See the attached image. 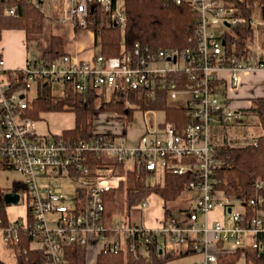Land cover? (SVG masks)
I'll return each instance as SVG.
<instances>
[{"label": "built area", "instance_id": "obj_1", "mask_svg": "<svg viewBox=\"0 0 264 264\" xmlns=\"http://www.w3.org/2000/svg\"><path fill=\"white\" fill-rule=\"evenodd\" d=\"M31 1L48 16L44 0ZM176 1L189 4L199 14L196 33L185 48L152 51L137 42L121 55L105 56L99 51L91 59H81L67 52L53 60L29 59L16 69H8L0 54V166L23 176L18 188L10 191L18 192L20 200L25 194L28 202L24 216L0 229L7 246L18 245L25 233L34 247L43 250L45 264H70L68 249L80 244L89 250L91 241L102 242V246L94 258H88V264H97L102 251L147 255L154 244L161 254L170 250L182 256L199 254V259L180 264H256L248 251L264 255V208L258 207L262 198L225 192L220 178L224 158L211 138L213 124L223 128L251 114L231 103L230 90L240 84L242 75L264 71V53L254 49V40L242 39L249 52L245 48L242 52L236 41L227 42L234 26L248 23L233 0ZM124 2L69 0L64 19L77 28H87L99 8L107 23L124 29ZM7 13L15 11L8 8ZM219 82L227 87L225 96ZM42 83L60 96L68 89L84 94L105 90L109 96L135 90L150 95L165 91L169 103L184 107L189 118L181 127L166 116L162 121L144 119L145 128L134 144L125 136L102 132L90 139L39 133L37 120L28 115L35 98L29 97V91ZM178 99L183 103L174 104ZM238 127L241 132L242 125ZM256 138L250 142L256 143ZM137 167L146 170L147 179L162 170L190 173L192 179L184 192H194L190 200L194 208L181 207L184 219L169 214L155 226L142 221L143 213L128 212L116 225L106 224L108 193L126 183L128 172ZM61 177L80 181L72 205L64 202L63 189L50 181ZM238 201L244 204L237 209ZM149 205L146 198L132 210L144 211ZM217 207L221 215L212 216Z\"/></svg>", "mask_w": 264, "mask_h": 264}, {"label": "trees", "instance_id": "obj_2", "mask_svg": "<svg viewBox=\"0 0 264 264\" xmlns=\"http://www.w3.org/2000/svg\"><path fill=\"white\" fill-rule=\"evenodd\" d=\"M233 1L248 23L234 26L231 33H227V42L236 41L242 52L244 48L249 52L250 49L242 39L254 40V27L250 21L254 19L256 9H260L264 17V0ZM8 8H13L15 13H7ZM124 10L127 19L124 29L121 25L107 23L105 15L99 8L90 19L92 25L89 26L95 32L96 45L105 56L121 55L124 50L133 49L137 42L152 51L173 47L185 48L191 45L190 39L199 25L198 12L189 4L178 3L176 0H125ZM44 15L31 0H0V40L3 29L23 28L29 46V41L40 39L44 32ZM50 39L51 46L43 55L46 60L57 59L67 53L60 36L52 34ZM218 84L221 94L225 96L227 93L225 83ZM107 95L105 90L84 94L68 89L65 95L60 96L42 83L28 110V115L40 120L42 113L45 112L73 111L74 126L64 129L61 133L63 137L70 139H90L99 133L92 128V116L97 110L116 112L128 120H133L136 110H161L165 112L166 120L175 122L178 127L185 124L189 118L184 107L169 103L165 91H159L155 95L139 90L115 92L109 97ZM253 102L255 107L250 113L257 118L262 133L257 136L256 143L228 144L219 147L225 163V167L220 171V178L227 194L246 199L261 197L262 201L258 207L264 208V95L254 97ZM191 179L190 173L176 174L165 171L162 182L148 183L146 170L137 167L128 172L126 183L121 182L119 187L108 193L106 212L107 208L109 209L108 203L115 202L120 192L125 194L128 208L144 201L152 193L161 196L167 204L183 194ZM18 185L19 183L15 182L12 188H18ZM7 191L0 185V229L10 223L9 204L4 199ZM165 211L167 216L169 213L167 207ZM9 246L15 250L16 264L46 263L43 250L34 247L32 238L25 233H21L18 245ZM67 252L70 264H88V249L85 246L73 244ZM247 254L256 264H264V255L251 250ZM180 256L182 254L176 250L161 254L154 244L149 247L147 255L133 253L124 255L102 251L98 255L97 264H172ZM233 262L232 260L231 263ZM0 264L11 263L0 258Z\"/></svg>", "mask_w": 264, "mask_h": 264}, {"label": "rangeland", "instance_id": "obj_3", "mask_svg": "<svg viewBox=\"0 0 264 264\" xmlns=\"http://www.w3.org/2000/svg\"><path fill=\"white\" fill-rule=\"evenodd\" d=\"M254 49L258 52L263 54L264 53V17L261 14L260 9H256L254 15ZM40 39H34L29 41V48H30V56L34 58L40 52ZM93 54L99 52V47L97 45H93ZM243 76V75H242ZM264 72L257 71L248 73L245 77L242 78V86H241V93L244 94H264ZM37 86H33L32 90L29 91V97H36ZM253 95V96H254ZM109 97V95H107ZM237 97V96H236ZM235 98V97H234ZM244 101V100H242ZM174 104H181L183 103L182 100L178 99L173 101ZM245 103V102H242ZM254 103V102H253ZM145 112V114H144ZM164 111H141L136 110L134 114L133 120H128L127 117H123L119 113L116 112H109L105 110H97L94 112L92 116V123H93V130L95 132H102V133H109L115 135H122L128 139L130 144H134L137 141L138 134L143 131L145 128L144 123L145 120L147 122H151L154 119L158 121H162L164 119ZM252 119L249 115H242V117L236 121L238 124H242L244 126V130L249 133V135L260 134L262 133V128L259 124H257V118ZM255 120V126L250 125L252 121ZM75 124V114L73 111H65V112H45L42 113L41 119L37 121V131L39 133L46 132L47 129L51 130V132H59L62 129L71 128ZM246 124V125H244ZM236 125V124H235ZM235 126L232 127V130H229L230 136H233L235 133ZM246 143V141L244 142ZM131 164V163H130ZM124 173V169H123ZM164 179V171H158L157 176L153 178H148V183H153L156 181L162 182ZM23 176L15 169L11 168H3L0 166V185L4 187L6 190H12V187L15 182H22ZM52 184L54 186L61 187L64 192V202L68 205L73 204V197L75 194L76 187L80 184V181L77 179H73L70 177H61L58 179H51ZM150 203L151 206H157L153 210L152 214L157 213L161 215L163 211V207L166 205L170 211L171 217H177L184 219L186 215L181 214L179 210L181 207H190L191 209L194 208V204H190V200L194 198L193 191H186L176 200L169 201L167 204L165 202L160 205L159 196L157 194L150 195ZM159 204V205H158ZM243 201H238L236 203L235 208H241L243 206ZM159 206V207H158ZM107 212H106V224L116 225V220H121L125 213H130L134 215L144 214V216L149 214V209H145L144 211H136L133 212L132 207L128 208L127 203L125 201V194L120 192L117 195V199L114 202L108 203ZM128 209V211H127ZM28 210V202L26 195L24 194L17 204H9L8 206V216L10 219L17 218L18 216H24ZM199 218H203V214H199ZM89 260L94 258L95 254L101 249L102 242L91 241L89 244ZM146 250V248H144ZM0 258L7 260L11 264H16V254L15 250L11 246H7L5 243L3 236L0 231ZM199 259V254L190 253L186 256H181L177 258L172 264H180L181 263H190L195 260Z\"/></svg>", "mask_w": 264, "mask_h": 264}, {"label": "crops", "instance_id": "obj_4", "mask_svg": "<svg viewBox=\"0 0 264 264\" xmlns=\"http://www.w3.org/2000/svg\"><path fill=\"white\" fill-rule=\"evenodd\" d=\"M68 4H69V0H44L43 1V9L45 10L48 16L44 15L45 16L44 32L42 33V38L39 41L40 52L34 58L42 57L44 53L47 50H49L51 46L50 37L52 34L58 35L63 39L65 51H67L68 53L77 55L81 59L93 58L94 54L92 52L93 51L92 48H93V45H96L95 32L90 27L77 28L72 24L71 21L64 19L67 16ZM0 54L5 59L6 67L8 69L22 68L26 65L27 60L33 59L30 56V48L27 43L25 29L23 28L3 29L2 37L0 40ZM225 74L228 75V72H225ZM246 75L248 74H244L242 78L245 77ZM242 83L243 82L241 79L240 84L236 88H233L232 90H230L231 103L238 109L251 110L253 107H255V104L253 103V98L256 96L264 95V94H259V95L244 94L242 95L241 93ZM242 102H245V103H242ZM249 116L252 119L254 118L253 113ZM249 124L255 126V120H253L252 123H249ZM233 126H235L236 128L235 133L233 136H230L229 130L230 129L232 130ZM64 129H62L59 132L62 133ZM239 131L240 129L238 127V123L236 122L228 126H225L223 128H221L218 124H213L211 128V138L213 142L219 146L228 145V144L244 145L250 142L251 139L259 135V134L249 135V133L244 130L243 125L241 128V132ZM47 132H51V130L47 129L46 132L44 133H47ZM59 132H55V133H59ZM239 134H243L244 137L243 136L239 137ZM245 141L246 143H244ZM152 194H156V193H152ZM162 201L164 203L163 198L159 196L158 203L159 204L161 203L160 205H162ZM156 207L157 206H151V203H150L149 207L147 208V210L149 209L150 212L148 215L142 217L143 222H145L148 225L155 226V225L160 224V222L163 221L164 218H166L170 214V211H169L168 215L166 216V213H165L166 206L163 207V211H161L162 212L161 215H158L157 213L152 214L153 212H156L153 210ZM221 212H222L221 207H217L212 212V216H219L221 215ZM10 220H13V219H10ZM187 254H190V253H185L183 254V256H186Z\"/></svg>", "mask_w": 264, "mask_h": 264}, {"label": "water", "instance_id": "obj_5", "mask_svg": "<svg viewBox=\"0 0 264 264\" xmlns=\"http://www.w3.org/2000/svg\"><path fill=\"white\" fill-rule=\"evenodd\" d=\"M24 96V95H22ZM4 199L5 201L8 203V204H17L20 200V195L18 192H15V191H7L5 194H4ZM231 210V207L228 208V211Z\"/></svg>", "mask_w": 264, "mask_h": 264}]
</instances>
